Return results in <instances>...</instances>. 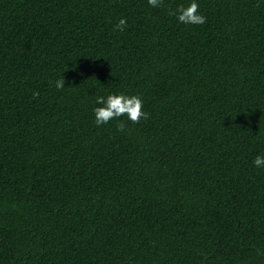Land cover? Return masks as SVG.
<instances>
[{
    "label": "trees",
    "instance_id": "trees-1",
    "mask_svg": "<svg viewBox=\"0 0 264 264\" xmlns=\"http://www.w3.org/2000/svg\"><path fill=\"white\" fill-rule=\"evenodd\" d=\"M191 2L0 0V264H264V0Z\"/></svg>",
    "mask_w": 264,
    "mask_h": 264
},
{
    "label": "clouds",
    "instance_id": "clouds-1",
    "mask_svg": "<svg viewBox=\"0 0 264 264\" xmlns=\"http://www.w3.org/2000/svg\"><path fill=\"white\" fill-rule=\"evenodd\" d=\"M152 7H159L162 0H148ZM199 5L196 0L187 6H181L175 9L171 14L178 22L188 25H203L206 23V17L198 11ZM127 21L121 19L117 26L120 31H124ZM65 79L61 77L55 81L57 90L65 89ZM35 95H39L36 93ZM95 103L97 107L93 108V115L97 127L107 125L110 121H118L120 130L124 127V121L121 117H126L132 123H139L141 119L147 118V113L143 111V99L139 95H127L125 93H110L107 95H98ZM253 164L256 168H264V155L256 156Z\"/></svg>",
    "mask_w": 264,
    "mask_h": 264
}]
</instances>
